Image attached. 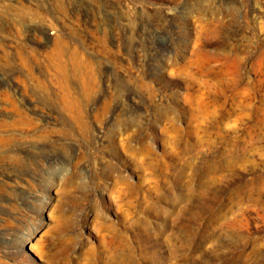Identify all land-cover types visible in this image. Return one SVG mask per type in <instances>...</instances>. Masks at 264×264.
<instances>
[{"label": "rangeland", "instance_id": "374dc122", "mask_svg": "<svg viewBox=\"0 0 264 264\" xmlns=\"http://www.w3.org/2000/svg\"><path fill=\"white\" fill-rule=\"evenodd\" d=\"M0 264H264V0H0Z\"/></svg>", "mask_w": 264, "mask_h": 264}]
</instances>
